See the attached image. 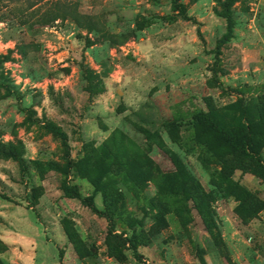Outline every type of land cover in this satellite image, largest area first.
<instances>
[{"label": "rangeland", "instance_id": "obj_1", "mask_svg": "<svg viewBox=\"0 0 264 264\" xmlns=\"http://www.w3.org/2000/svg\"><path fill=\"white\" fill-rule=\"evenodd\" d=\"M63 1L0 0V264H264V0Z\"/></svg>", "mask_w": 264, "mask_h": 264}, {"label": "trees", "instance_id": "obj_2", "mask_svg": "<svg viewBox=\"0 0 264 264\" xmlns=\"http://www.w3.org/2000/svg\"><path fill=\"white\" fill-rule=\"evenodd\" d=\"M172 5L174 9L178 11V13L182 15L184 18L192 19V17L186 12L185 7L179 2V0H172ZM63 8H64L63 14H60L57 17H62V18L70 17L78 25L84 26L89 29H90V26L94 24L92 21L93 17L90 16L89 14L83 13L80 10H78L77 3L75 1L64 0ZM225 17L227 21V29L223 37L220 40H218L216 44V48L214 50L215 63L218 62L219 60V55L221 53V50H220L221 45L224 43V41L229 39L232 34L233 22H232V17H231L228 6L225 7ZM239 101L242 102V99H239ZM194 120L198 124H201L206 127L217 130L224 137V139L234 144L235 146H241L243 149L252 147L253 128L250 125V122L243 123L241 125V131H242V135L240 137L241 141L240 143H237L236 140L230 135L226 127L222 123H220L217 119H215L213 116H211L209 112H206V111L199 112L198 114L194 116ZM49 127L51 128L53 132L61 136L64 148L68 154L69 145H68L66 137H64V135L59 133V130L53 125H49ZM5 146H6L5 144L0 145V152H2L3 154L7 156H11L14 159H18V155L11 150H6ZM72 196L80 198L85 205L90 207L98 215L108 217L105 211H102L96 207L95 202H94V194H91L89 197H82L75 188H72ZM109 225L111 226L110 230H112V226H113L112 222H109Z\"/></svg>", "mask_w": 264, "mask_h": 264}]
</instances>
